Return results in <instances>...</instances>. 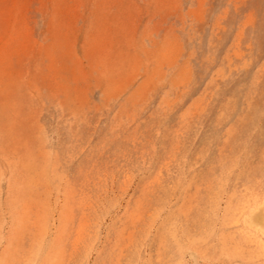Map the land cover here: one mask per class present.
Instances as JSON below:
<instances>
[{
  "label": "rangeland",
  "instance_id": "374dc122",
  "mask_svg": "<svg viewBox=\"0 0 264 264\" xmlns=\"http://www.w3.org/2000/svg\"><path fill=\"white\" fill-rule=\"evenodd\" d=\"M261 204L264 0H0V264H264Z\"/></svg>",
  "mask_w": 264,
  "mask_h": 264
},
{
  "label": "clouds",
  "instance_id": "9594fccd",
  "mask_svg": "<svg viewBox=\"0 0 264 264\" xmlns=\"http://www.w3.org/2000/svg\"><path fill=\"white\" fill-rule=\"evenodd\" d=\"M257 207H264V204L258 205ZM238 211V219L242 220L245 224H250L249 220H250V214L254 211H256L255 207H250V206H244L240 209L237 210ZM259 234L260 236L264 237V228H259ZM262 243H264V241H262Z\"/></svg>",
  "mask_w": 264,
  "mask_h": 264
},
{
  "label": "bare ground",
  "instance_id": "6f19581e",
  "mask_svg": "<svg viewBox=\"0 0 264 264\" xmlns=\"http://www.w3.org/2000/svg\"><path fill=\"white\" fill-rule=\"evenodd\" d=\"M2 220V219H1ZM255 224H264V221L262 220V218L258 217L256 218V220L254 221Z\"/></svg>",
  "mask_w": 264,
  "mask_h": 264
}]
</instances>
